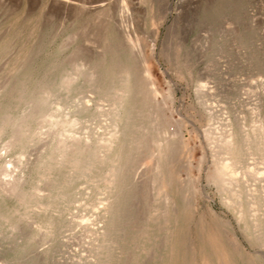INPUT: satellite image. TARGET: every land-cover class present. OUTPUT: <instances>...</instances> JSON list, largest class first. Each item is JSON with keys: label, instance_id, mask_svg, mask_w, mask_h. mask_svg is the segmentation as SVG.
Segmentation results:
<instances>
[{"label": "bare ground", "instance_id": "6f19581e", "mask_svg": "<svg viewBox=\"0 0 264 264\" xmlns=\"http://www.w3.org/2000/svg\"><path fill=\"white\" fill-rule=\"evenodd\" d=\"M26 8L0 22V264H53L62 234L82 227L89 253L74 264H264V250H247L228 219L199 207L201 191L192 181L201 163H186L198 145L146 123L152 94L141 85L132 48L119 46L114 23L53 34L43 11ZM163 13L150 17L155 36ZM81 42L94 52L88 65L62 56L87 49ZM182 46H173L174 63L190 75L193 63ZM99 114L108 120L103 136L75 128ZM213 138L218 155L210 179L242 237L264 247V169L246 162L264 163V114L249 129L230 127ZM145 158L151 168L138 181L147 180L151 198L139 194L129 169ZM81 195L100 227L71 216Z\"/></svg>", "mask_w": 264, "mask_h": 264}, {"label": "rangeland", "instance_id": "374dc122", "mask_svg": "<svg viewBox=\"0 0 264 264\" xmlns=\"http://www.w3.org/2000/svg\"><path fill=\"white\" fill-rule=\"evenodd\" d=\"M145 1L0 0V22L24 4L27 10L43 11L42 23L48 24L53 34L65 31L70 34L73 30H79L80 34L81 30L88 31L97 25H104L110 19L117 29L119 46L129 45L132 48L141 85H145H142L143 89L150 90L149 94H152L148 99L149 108L144 111L145 114L142 113L146 123L156 121L164 126L167 135L174 138L187 136L190 143L199 147L192 159L186 161L191 165L194 161L201 163L200 171L192 181L201 191L199 207H210L219 216L228 219L247 250L262 252L264 247L249 245L242 237L233 213L222 202V194L210 175L215 155H218L217 148L214 150L213 137L230 127L249 129L264 114V0H150L151 7ZM163 12L166 15L158 24L155 36L150 17ZM81 43L83 47L87 45V49L78 52L67 49L62 56L70 58V61H76L78 57V63L88 65L94 52L86 42ZM176 43L184 46V53L193 63L190 75L180 74L174 63L173 46ZM80 96L93 98L90 92H82ZM100 103L102 108L108 107L104 101ZM104 120H107L106 116L100 114L87 117L75 128L84 136L96 132L103 136L108 128V120ZM42 143L43 140H40L30 153H36ZM246 162L264 169V163L255 159L248 158ZM131 164L129 169L132 174L136 172L139 194L145 191L151 198L150 184L147 180L140 181L146 178L152 161L145 158ZM240 168L239 173L243 170ZM247 177L249 184L254 183L250 175ZM85 183L79 184L80 190L87 191L89 184ZM261 183L264 184V181ZM98 196L101 201L104 195L100 192ZM83 197L81 195L80 201L73 206L71 216L88 217L86 223L94 228L100 227L102 223L96 220L94 211L90 213L89 204ZM83 230L82 227L74 233L62 234V241L51 258L53 264H74L78 257L89 253L88 238Z\"/></svg>", "mask_w": 264, "mask_h": 264}]
</instances>
